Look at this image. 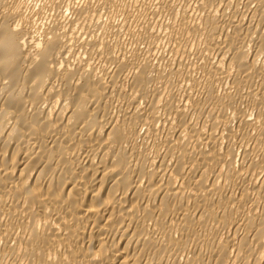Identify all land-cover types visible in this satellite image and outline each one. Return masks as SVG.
<instances>
[{
    "label": "bare ground",
    "instance_id": "obj_1",
    "mask_svg": "<svg viewBox=\"0 0 264 264\" xmlns=\"http://www.w3.org/2000/svg\"><path fill=\"white\" fill-rule=\"evenodd\" d=\"M0 264H264V0H0Z\"/></svg>",
    "mask_w": 264,
    "mask_h": 264
}]
</instances>
